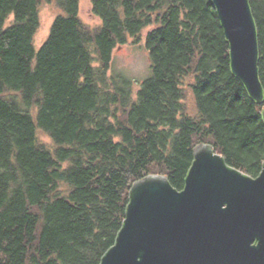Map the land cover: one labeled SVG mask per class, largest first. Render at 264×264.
<instances>
[{
  "label": "trees",
  "instance_id": "16d2710c",
  "mask_svg": "<svg viewBox=\"0 0 264 264\" xmlns=\"http://www.w3.org/2000/svg\"><path fill=\"white\" fill-rule=\"evenodd\" d=\"M45 1L64 15L37 50ZM81 1L0 0V264H100L133 184L158 174L183 190L199 144L262 172L264 103L232 74L212 0H91L97 26ZM250 3L264 87V0ZM145 31L151 74L135 92L111 69Z\"/></svg>",
  "mask_w": 264,
  "mask_h": 264
},
{
  "label": "water",
  "instance_id": "95a60500",
  "mask_svg": "<svg viewBox=\"0 0 264 264\" xmlns=\"http://www.w3.org/2000/svg\"><path fill=\"white\" fill-rule=\"evenodd\" d=\"M212 2L232 74L261 105L259 32L250 0ZM193 158L181 191L165 175L133 184L116 242L100 264H264V163L253 178L210 144L196 146Z\"/></svg>",
  "mask_w": 264,
  "mask_h": 264
},
{
  "label": "rangeland",
  "instance_id": "374dc122",
  "mask_svg": "<svg viewBox=\"0 0 264 264\" xmlns=\"http://www.w3.org/2000/svg\"><path fill=\"white\" fill-rule=\"evenodd\" d=\"M40 21L41 26L35 37V48L38 50L48 39L51 33L52 26L57 17L63 16V9L58 6L56 1L48 3L43 2L40 6ZM81 19L90 26L100 24V19L92 12L91 0H82L80 7ZM14 17H11L7 22V27L10 26ZM148 31H145L137 44H129L120 47L114 55L111 75H122L132 81V89L137 92L141 88V84L150 77L151 61L148 50L146 49L145 39ZM189 84V82L187 83ZM19 100V97L16 98ZM187 105L190 112L193 110L192 96L188 94ZM36 112V111H35ZM40 141L52 146V140L44 133L39 134Z\"/></svg>",
  "mask_w": 264,
  "mask_h": 264
}]
</instances>
